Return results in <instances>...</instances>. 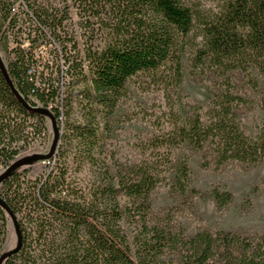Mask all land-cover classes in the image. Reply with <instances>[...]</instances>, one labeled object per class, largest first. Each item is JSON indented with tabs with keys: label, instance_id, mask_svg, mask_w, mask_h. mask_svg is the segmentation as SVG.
<instances>
[{
	"label": "trees",
	"instance_id": "1",
	"mask_svg": "<svg viewBox=\"0 0 264 264\" xmlns=\"http://www.w3.org/2000/svg\"><path fill=\"white\" fill-rule=\"evenodd\" d=\"M10 5L0 0L3 19ZM27 7L36 20L28 37L33 43L51 38L64 61L57 65L58 81L71 78L63 83V115L70 117L76 102L79 119L67 128L75 144L87 147L86 159L96 162L92 148L131 78L146 76L147 89H160L165 102L153 118L157 131L141 142V158L124 171L106 166L86 185L67 181L68 166L28 182L19 179V168L11 172L0 197L17 217L22 243L2 264H264V234L207 228L187 234L149 219L151 193L162 182L184 198L205 195L191 185L188 156L178 154L184 146L203 151L206 165L264 162V0H63L62 6L29 0ZM9 22L16 27L14 16ZM13 52L7 71L14 86L31 105L39 100L46 107L61 84L49 82L34 96L27 73L32 54L19 43ZM185 60L191 74L220 80L207 103L188 104L183 115L176 91ZM235 72L253 90L262 86L254 134L242 127L243 109L254 100L234 89ZM51 111L60 119L57 105ZM47 118L23 105L0 68V167L9 166L30 133H44ZM62 136L59 128L58 142ZM210 194L219 208L234 199L219 188ZM7 215L0 203L2 227Z\"/></svg>",
	"mask_w": 264,
	"mask_h": 264
},
{
	"label": "rangeland",
	"instance_id": "2",
	"mask_svg": "<svg viewBox=\"0 0 264 264\" xmlns=\"http://www.w3.org/2000/svg\"><path fill=\"white\" fill-rule=\"evenodd\" d=\"M28 1L25 0L26 5ZM36 1H48L53 6L63 4V0ZM28 10L27 6H19L14 13H10L8 19L14 16L15 28L10 27L8 19H3L0 10V55L7 67L14 56L13 48L18 47V43L22 44L21 48L32 54L31 63L34 67L42 69L44 64L48 65V61H51L49 72L56 77L57 65L64 62L55 54L54 48L57 44L55 45L51 38L43 42L42 39L32 42V38L28 37V28L34 29L36 20L28 16ZM71 13L75 16L74 10H71ZM190 70L191 66L185 60L183 81L176 91V107L183 115L187 113L188 104L207 103L218 91L217 82L220 80L202 73L191 74ZM234 74V89L254 100L253 105L243 109L242 114V127L247 133L254 134L262 114L259 108L262 86L255 91L247 84L244 74L236 72ZM69 79L71 78L66 76L64 81L67 82ZM146 86L147 78L141 74L128 82L127 95L121 98L108 121L107 129L102 133L101 140L94 149L92 148L96 162L85 158L84 150L87 147L75 144L77 139L72 137L74 134L67 128L73 119H79V110L74 102L75 107L71 116L67 118V114H64L57 120L60 133H63L62 139L58 142L57 155L50 161L40 160L19 168L17 171L19 179L28 182L44 177L53 168L68 166L67 181L77 180L86 185L94 180V171L102 170L106 166L113 171L118 169L124 171L126 167L131 166L141 158V142L157 131L153 118L155 114L160 113L165 102L160 89L153 87L147 89ZM62 89L65 92L67 84H64ZM56 105H59L58 101ZM103 127L101 123L100 130ZM53 137L52 122L48 117L44 121V133H30L27 140L20 143L18 153L8 161V164L27 154L48 152ZM65 137L70 141L66 142ZM79 150L81 153H78ZM178 154L188 156L191 185L205 192V195L184 198L172 192L166 181L158 184L151 193L152 208L149 219L152 223L168 224L175 229L184 228L187 234L204 228L212 231L229 229L246 234H264V162L248 166L234 160L219 166L214 163L206 165L203 151L186 146L178 150ZM4 169L5 167L1 166L0 172ZM213 188L232 192L233 201L225 207H217L210 194ZM4 190L3 184L0 183V194L3 196ZM16 242L14 224L7 215L5 227L0 225V254L13 248Z\"/></svg>",
	"mask_w": 264,
	"mask_h": 264
},
{
	"label": "water",
	"instance_id": "3",
	"mask_svg": "<svg viewBox=\"0 0 264 264\" xmlns=\"http://www.w3.org/2000/svg\"><path fill=\"white\" fill-rule=\"evenodd\" d=\"M0 68L2 70L4 77L6 78L7 82L9 83L11 89L13 90L14 94L23 103V105L27 109H31L33 111L41 112L42 114L47 115L52 122V127H53V131H54V137H53L52 144H51V147H50L48 152H45V153L35 152V153L27 154V155H24V156H21V157L15 159L14 161H12L9 164L8 167H6L2 172H0V183H1L15 169L21 168V167L26 166V165H30V164L37 162V161H40V160H45V159L51 158L55 152V149H56V146L58 143L59 127L57 125V119L55 117V114L50 109L43 107V106H33L29 102H27L25 100V98L20 94V92L14 86V84H13V82L9 76V73L7 71V67H6L4 60L1 57V55H0ZM0 203L6 208L9 216L11 217L12 222L14 224L15 232L17 235L16 245L13 248L6 250L0 254V264H2L4 259L7 256H9L11 253H13L15 250H17L21 246L22 234H21V230H20L16 215L11 211L8 204L1 197H0Z\"/></svg>",
	"mask_w": 264,
	"mask_h": 264
},
{
	"label": "built area",
	"instance_id": "4",
	"mask_svg": "<svg viewBox=\"0 0 264 264\" xmlns=\"http://www.w3.org/2000/svg\"><path fill=\"white\" fill-rule=\"evenodd\" d=\"M19 6H27L25 4V0H11V5H10V11L12 13H14L18 8ZM10 20V19H9ZM20 46L22 47V44H20ZM28 53V51H25ZM28 54H31V53H28ZM49 64H51V61H48ZM28 76H29V79L31 81H33L34 83V87L32 88V94L34 96H36V93H37V88L39 89H44L46 86L49 85V82H54V83H60L61 86H60V93L59 95L56 97V99H48L47 103H46V107L48 109L51 110V108H53L55 105H56V102L58 101L59 102V105H57L59 107V110H60V118L62 117L63 115V108H62V97H63V89H62V86L64 85V81L63 80H59L58 81V76H53L51 74V72H49V68L48 67H45L44 66L42 67V69H39V68H36L33 66V64H31L29 67H28ZM57 73V71H56ZM56 100V102H55ZM38 102V105L39 106H43V103L39 100H37ZM51 158H48V159H45L47 161H50Z\"/></svg>",
	"mask_w": 264,
	"mask_h": 264
}]
</instances>
